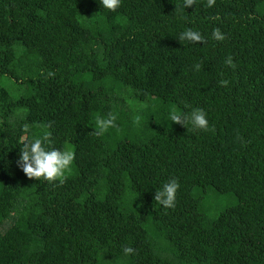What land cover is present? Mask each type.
<instances>
[{
  "label": "trees",
  "instance_id": "trees-1",
  "mask_svg": "<svg viewBox=\"0 0 264 264\" xmlns=\"http://www.w3.org/2000/svg\"><path fill=\"white\" fill-rule=\"evenodd\" d=\"M182 4L0 0V264H264V0ZM188 28L206 43L182 44ZM171 106L204 109L210 130ZM109 112L121 131L89 134ZM25 124L72 147L63 184L17 166ZM209 188L237 202L211 218Z\"/></svg>",
  "mask_w": 264,
  "mask_h": 264
},
{
  "label": "clouds",
  "instance_id": "clouds-1",
  "mask_svg": "<svg viewBox=\"0 0 264 264\" xmlns=\"http://www.w3.org/2000/svg\"><path fill=\"white\" fill-rule=\"evenodd\" d=\"M101 5L109 11L115 12L121 6V0H100ZM216 0H207L206 6L211 8L215 5ZM196 4V0H183V4L176 5V9L185 10L188 7ZM212 38L217 41H223L226 39L225 35L219 28L213 30ZM179 41L183 44L185 41L189 43H206L205 38L198 31L191 28L185 29L179 36ZM225 64L232 68H235L233 58L229 56L225 60ZM202 67L201 63L194 65L196 71H199ZM49 76L54 77L55 73L49 72ZM227 80H221V86L227 87ZM170 120L178 125L186 127L191 125V130H204L208 131L209 121L207 119V113L202 108H192L188 112H179L173 109L170 112ZM141 117L136 116L134 123L137 125L140 123ZM94 131L91 135L96 137L103 136L110 129H115L117 133L121 129L116 124V116L109 112L106 117H95ZM51 127V124L41 126L39 133L33 132L32 127L28 124L23 126V132L26 134V138L22 139V147L20 148L19 158L16 161L17 166L23 171L26 177L30 180H45L49 183L59 181L63 184L66 180L65 173L69 171L75 160V152L72 150H61L50 147L51 133L47 129ZM238 139H242L238 137ZM180 188V184L177 179L173 178L165 183L160 189H157L154 194V201L165 209L174 208L176 206V196ZM135 249L125 246L123 253L125 255H131L135 253Z\"/></svg>",
  "mask_w": 264,
  "mask_h": 264
},
{
  "label": "rangeland",
  "instance_id": "rangeland-1",
  "mask_svg": "<svg viewBox=\"0 0 264 264\" xmlns=\"http://www.w3.org/2000/svg\"><path fill=\"white\" fill-rule=\"evenodd\" d=\"M11 86H12V82H11ZM128 103H129V106L133 105L137 109H141L145 107L144 103L135 104L134 102L128 101L127 106H128ZM127 106H125V108ZM169 109L172 111L173 109H175V107L171 106ZM68 149L72 150V147L70 148L68 145L67 150ZM71 172H72V168L69 171H67L65 174H69ZM204 196H205L204 204L206 207V211L209 217L211 218L217 217L221 210H223L228 205H231L237 202V197L234 195V193L219 194L214 188L207 189V192L205 193Z\"/></svg>",
  "mask_w": 264,
  "mask_h": 264
}]
</instances>
